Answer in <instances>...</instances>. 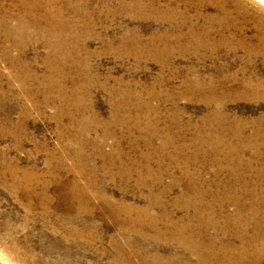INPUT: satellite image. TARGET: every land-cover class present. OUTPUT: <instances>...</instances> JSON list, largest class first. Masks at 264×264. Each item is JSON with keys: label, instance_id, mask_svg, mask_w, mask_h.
<instances>
[{"label": "rangeland", "instance_id": "obj_1", "mask_svg": "<svg viewBox=\"0 0 264 264\" xmlns=\"http://www.w3.org/2000/svg\"><path fill=\"white\" fill-rule=\"evenodd\" d=\"M138 1L72 0L65 18L78 37L65 45L68 56L54 59L44 24L17 39L24 9L0 0V264H195L174 234H194L177 231L197 224L194 209L178 200L213 204L219 225L238 210L235 196L246 214L250 190L264 188L254 176L236 180L229 158L211 150L215 139H264V2L241 0L249 19L234 13L235 25L219 29L209 19L215 5ZM185 163L201 193L176 183ZM9 167L33 170L39 182L15 188ZM124 204L143 218L124 216ZM225 238L240 245L232 233Z\"/></svg>", "mask_w": 264, "mask_h": 264}, {"label": "bare ground", "instance_id": "obj_2", "mask_svg": "<svg viewBox=\"0 0 264 264\" xmlns=\"http://www.w3.org/2000/svg\"><path fill=\"white\" fill-rule=\"evenodd\" d=\"M20 7L24 9L22 11L23 13H20V15L17 18L16 27L14 31H12L17 39L19 37H25L27 38L30 33L33 32V26H36V23H43L44 28H42V35L46 37V43L48 42L49 51L48 53L49 57L55 56L56 58L66 57L68 56V52L70 53L72 50L70 46L67 48L65 47L66 44H73L77 40L78 31L76 26V23L73 22V20H68L65 17V11H69L70 8L76 6L75 3L72 2V0H18ZM141 1V0H140ZM154 1V0H153ZM152 1V2H153ZM157 1V0H156ZM227 1V2H226ZM264 2V0H261ZM139 1L137 0V3ZM148 2V1H147ZM151 2V3H152ZM207 3L215 5L217 8V13L215 15L209 16L210 22L213 24L215 23L218 25L219 29H230L232 25L235 22L233 21L234 13H236L238 16H244V21H247V18L249 19V14L246 10V7L244 3L241 0H200L199 4L201 3ZM233 2L235 4L233 10H229L224 4ZM133 3V2H132ZM142 3V2H141ZM145 3V2H144ZM143 3V4H144ZM204 3V4H205ZM232 3V4H233ZM133 5V4H132ZM131 5V6H132ZM138 4L135 6L137 7ZM148 5V4H147ZM144 6V5H142ZM19 7V6H18ZM134 7V6H132ZM150 7V6H149ZM153 7V5L151 6ZM230 7V6H229ZM232 8V7H231ZM138 9V8H137ZM147 9V8H146ZM148 10V9H147ZM142 11V10H140ZM152 11V10H151ZM37 12L40 15H36ZM41 12V13H40ZM215 13V12H214ZM235 14V15H236ZM6 17V16H5ZM25 17H29L31 19H27ZM251 17V16H250ZM1 18V17H0ZM198 18V17H197ZM5 20V19H4ZM32 20V22L30 21ZM5 23V22H4ZM91 25L90 22H87ZM214 24V25H215ZM238 24V23H237ZM235 25V24H234ZM213 26V25H212ZM237 26V25H236ZM38 27V25H37ZM42 27V26H41ZM215 27V26H214ZM238 27V26H237ZM32 28V31L28 33V30ZM81 28V27H80ZM87 29H90L87 25ZM217 29V28H216ZM36 30V28H35ZM242 30V29H241ZM38 31V30H37ZM213 31V30H212ZM221 31V30H220ZM239 31V30H238ZM219 32V31H217ZM242 32V31H241ZM41 33V32H40ZM82 33V32H81ZM80 33V34H81ZM86 33V32H85ZM244 33V32H243ZM23 35V36H22ZM34 35V34H33ZM89 35V34H88ZM238 35V34H237ZM43 36V37H44ZM217 36V35H216ZM256 36V35H255ZM221 37V35H220ZM228 37V36H227ZM237 37V36H235ZM239 37V36H238ZM244 37V36H243ZM30 38V37H29ZM256 38V37H255ZM22 39V38H21ZM222 39H224L222 37ZM251 39V38H250ZM249 39V40H250ZM260 39V40H259ZM259 40V46L262 48L260 44L263 43L262 39L264 40V37H260ZM42 40V39H41ZM79 40H81L79 38ZM242 40V38H241ZM256 40V39H255ZM28 41V40H27ZM223 41V40H222ZM226 41V40H225ZM228 43H235L240 42V40H234V38L227 39ZM254 41V40H253ZM257 41V40H256ZM24 42V41H23ZM26 42V39H25ZM219 42V40H218ZM20 43V42H19ZM27 43V42H26ZM79 43V42H78ZM220 43V42H219ZM227 43V42H226ZM244 43V42H243ZM248 43V42H247ZM258 43V41H257ZM85 44V43H84ZM140 44V43H139ZM164 44V43H163ZM239 44V43H238ZM252 44V43H251ZM255 44V43H254ZM22 45V44H21ZM74 45V44H73ZM82 46V44H80ZM228 45V44H227ZM230 45V44H229ZM243 45V44H241ZM250 45V44H249ZM25 46V45H23ZM236 46V45H235ZM83 47V46H82ZM234 47V46H233ZM244 47V46H243ZM246 47V46H245ZM246 49V48H245ZM248 49V48H247ZM250 49V48H249ZM76 50V49H75ZM84 50V49H83ZM78 51V49H77ZM260 51V50H258ZM84 52V51H83ZM246 52V51H245ZM262 52V51H261ZM74 53V52H72ZM255 53V52H254ZM264 53V50H263ZM83 54V53H82ZM79 55V54H78ZM77 56V55H76ZM257 56V55H256ZM72 59V58H71ZM70 59V60H71ZM78 59V58H77ZM81 59V58H80ZM65 60V59H64ZM74 60V59H73ZM61 61V60H60ZM66 61V60H65ZM79 61V59L77 60ZM56 62V61H55ZM58 62V61H57ZM64 62V61H63ZM60 63V62H59ZM56 64V63H55ZM50 65V64H49ZM55 68V67H54ZM53 70V68H52ZM60 70V69H59ZM64 72V71H63ZM47 73V72H46ZM26 75V74H25ZM49 75V74H48ZM50 78V77H49ZM31 79V78H30ZM42 79V78H41ZM60 79V78H59ZM47 80H49L47 78ZM63 80V79H61ZM61 80L59 81L61 84ZM55 82V81H54ZM50 83V82H49ZM46 85V84H45ZM55 86V85H54ZM59 86V85H58ZM62 86V85H60ZM213 87V86H212ZM263 87V86H262ZM56 89V88H55ZM43 90V89H42ZM46 90V89H45ZM60 99H62L61 95H58ZM123 96V95H122ZM65 97V96H64ZM136 97V96H135ZM221 106V105H220ZM143 109V108H142ZM145 110V109H144ZM139 111V110H138ZM120 112V111H119ZM146 115V114H145ZM129 117V116H128ZM139 120V119H138ZM156 122V121H155ZM148 124V123H147ZM154 125V124H153ZM214 126V125H213ZM143 127V126H142ZM202 129V128H201ZM162 132V131H161ZM238 132V131H237ZM259 132V131H258ZM257 133V132H256ZM264 134V133H261ZM263 136V135H262ZM208 137V136H207ZM253 137V136H251ZM201 138V137H200ZM218 138V137H217ZM200 140V139H199ZM204 140V139H203ZM205 140L208 141L206 138ZM168 141V140H167ZM166 141V142H167ZM194 141V140H193ZM196 141V140H195ZM198 142V141H197ZM180 144V143H179ZM214 146L212 147V152L216 154H222L224 157H228L227 163L229 168V174L233 176L236 180H242L245 179V177L254 176L255 181L264 182V139H232V142L226 143L225 139H215L213 141ZM212 144V145H213ZM182 145V144H181ZM165 146V145H164ZM190 146V145H189ZM158 148V147H157ZM184 149V148H183ZM209 149V148H208ZM174 151V150H173ZM181 151V149H180ZM248 152L249 157L246 158L245 154ZM177 153V152H176ZM206 153V152H205ZM170 154V153H169ZM172 154V153H171ZM174 154V153H173ZM196 155V154H195ZM188 156V155H187ZM191 156V155H190ZM174 158V157H173ZM172 158V159H173ZM186 158V157H185ZM191 160V159H190ZM183 161V160H182ZM185 162V161H184ZM190 162V161H189ZM188 164L185 163L182 166H179L181 177L176 181V183H179L180 181H186L187 182V188L191 190V193H201L202 187H199L197 183L195 182V178L193 175H190ZM6 166V165H5ZM4 166V167H5ZM188 166V167H187ZM3 167V168H4ZM32 168V167H31ZM93 168V167H92ZM177 168V167H176ZM221 168V167H220ZM22 169V167H21ZM30 169V167H29ZM28 169V170H29ZM12 180V184L17 187H22L30 184V181L34 180V183L39 182L40 175L36 172L32 171H26V170H19V168L16 167H9L6 169ZM36 170V169H34ZM126 170V169H125ZM222 170V169H221ZM227 170V169H226ZM228 171V170H227ZM3 172V171H2ZM5 172V171H4ZM38 172V171H37ZM91 172V171H90ZM39 173V172H38ZM129 173V172H128ZM4 174V173H3ZM49 174L52 176V174L49 172ZM153 175V182H158L159 173L150 174ZM163 175V174H162ZM141 178V177H140ZM253 178V177H252ZM142 179V178H141ZM161 179V178H160ZM188 179V180H187ZM35 180H37L35 182ZM137 180V179H136ZM247 180V179H246ZM245 180V181H246ZM139 181V179L137 180ZM141 181V180H140ZM142 182V181H141ZM140 182V183H141ZM148 182V181H147ZM146 182V183H147ZM175 182V181H174ZM228 182H230L228 180ZM247 182V181H246ZM251 182V180H250ZM139 183V184H140ZM144 183V182H143ZM238 183V182H237ZM240 183V182H239ZM11 184V185H12ZM49 182L47 184H43L40 188L46 189ZM138 184V183H137ZM149 184V183H148ZM186 184V183H185ZM228 184V183H227ZM243 184V183H242ZM247 184V183H246ZM250 184V183H249ZM264 184V183H263ZM78 185V184H77ZM77 185L74 183L72 185V188H77ZM86 185V184H85ZM143 185V184H142ZM197 185V186H196ZM201 185V184H200ZM222 185V184H221ZM260 185V183H259ZM258 184H255V186L250 190L249 195L252 197V200L255 204V201L261 205L254 206L253 202L252 205H249L247 207V213L243 214L240 210L243 208L242 205H240L238 197H234V201H236V204H238V210H236V213L231 215H226L223 222L221 224H217L215 222V217L212 209V205H201L200 202L197 200L192 199V197L189 198H181L178 201L182 202L184 208L185 206L192 207L194 209V212L192 213V218L194 219L196 225H187L188 222L184 226H180V230L182 231L186 228V230L190 231L193 229L194 234L190 235L188 231L189 237L185 238L181 235V237L178 236L179 233H174L177 238L176 242L182 246L184 249H188L187 252L190 254L191 257L195 258V264H264V188H260ZM71 186V185H70ZM84 186V185H83ZM147 186V185H146ZM217 186V185H216ZM220 186V185H219ZM250 186V185H249ZM264 186V185H263ZM218 187V186H217ZM82 188V187H79ZM88 188V187H87ZM224 188V187H223ZM248 188V187H247ZM24 189H28L24 188ZM38 189V188H37ZM70 190V189H69ZM72 190V189H71ZM79 190V189H78ZM81 190V189H80ZM85 190V189H84ZM83 190V191H84ZM240 190V189H239ZM244 190V188H243ZM242 190V191H243ZM247 190V189H246ZM25 191V190H24ZM36 191V190H35ZM41 191V190H40ZM77 191V190H76ZM90 191V190H89ZM221 191V190H220ZM245 191V190H244ZM248 191V190H247ZM71 192V191H70ZM74 192V191H73ZM72 192V193H73ZM188 192V191H187ZM42 194V192H41ZM46 194V193H45ZM85 194V192H84ZM228 194V193H227ZM245 194V193H244ZM248 194V193H247ZM44 195V193L42 194ZM47 195V194H46ZM91 195V193H89ZM202 195V194H201ZM218 195V194H217ZM234 195V194H233ZM39 196V194H38ZM69 196V195H68ZM81 196V195H80ZM84 196V195H82ZM100 196V195H99ZM152 196V195H151ZM229 196V195H228ZM40 197V196H39ZM230 197V196H229ZM243 197V196H242ZM250 197V198H251ZM45 198V197H44ZM74 198V197H73ZM76 198V197H75ZM83 198V197H82ZM109 198V197H108ZM153 198V197H152ZM156 198V197H154ZM194 198V197H193ZM226 198V197H225ZM232 198V197H231ZM39 199V198H38ZM230 199V198H229ZM233 199V198H232ZM240 199V198H239ZM244 199V198H243ZM46 200V199H45ZM79 200V199H78ZM82 200V199H81ZM201 200V198H200ZM241 200V199H240ZM247 200V199H246ZM39 201V200H38ZM43 201V199H42ZM87 201V200H86ZM110 201V200H109ZM151 201H153L151 199ZM158 201V200H157ZM243 201V200H242ZM249 201V200H247ZM46 202V201H45ZM51 202V201H50ZM81 202V201H80ZM88 202V201H87ZM73 203V202H72ZM157 203V202H156ZM177 203V202H176ZM235 203V202H234ZM242 203V202H241ZM107 204V203H106ZM113 204V203H112ZM155 204V203H154ZM179 204V203H178ZM250 204V203H249ZM50 205V204H49ZM110 205V204H109ZM114 205V204H113ZM181 205V204H180ZM220 205V204H219ZM246 205V204H245ZM86 206V205H85ZM179 206V205H178ZM217 206V205H216ZM223 206V205H222ZM76 207V206H75ZM113 207V206H112ZM119 207V206H117ZM82 208V206L80 207ZM79 207L77 208L81 210ZM85 208V207H84ZM122 209V214L124 216H127L130 214V211L133 212V220H140L143 218V213L139 208L130 207L128 205H120ZM237 208V207H236ZM114 209V208H113ZM112 209V210H113ZM85 210V209H84ZM111 210V209H110ZM204 210V211H203ZM75 211V209H74ZM114 211H116L114 209ZM260 211V214H259ZM76 212V211H75ZM82 212V211H81ZM118 211L115 213H111L115 217H117ZM218 212V211H217ZM223 212V211H220ZM145 213V212H144ZM110 214V213H109ZM121 214V217H122ZM149 213H145L147 215ZM216 215V214H215ZM218 215V214H217ZM225 215V214H224ZM224 215H222L224 217ZM129 216V215H128ZM151 216V215H150ZM221 216V215H220ZM262 217V218H261ZM148 218V217H147ZM124 219V218H123ZM122 219V220H123ZM130 219V218H129ZM182 219V218H181ZM144 220V219H143ZM149 220V219H147ZM156 220V218H155ZM160 220V218H159ZM164 220V219H163ZM167 221V219H165ZM214 220V221H213ZM132 221V220H131ZM150 221V220H149ZM148 221V222H149ZM134 222V221H133ZM152 222V221H151ZM170 222V221H169ZM130 223V222H129ZM144 223V222H143ZM153 223V222H152ZM167 223V222H166ZM191 223V222H190ZM125 224V223H124ZM142 224V223H141ZM147 224V223H146ZM156 224V223H153ZM165 224V223H164ZM173 224V223H172ZM175 224V223H174ZM127 225V224H126ZM140 225V224H139ZM143 225V224H142ZM253 225L254 229L251 232H248L247 229L251 228ZM251 226V227H250ZM143 227V226H141ZM153 227V226H152ZM171 227V226H170ZM174 228V226H173ZM172 228V229H173ZM228 228V229H226ZM143 229V228H142ZM162 229V228H161ZM176 229V228H175ZM210 229H213L215 232H222L223 238H217L216 236L212 235L210 233ZM135 230V229H134ZM138 229H136L137 231ZM155 230V229H153ZM164 230V229H163ZM185 230V231H186ZM227 230V231H226ZM156 231V230H155ZM168 231V230H166ZM174 231V230H173ZM139 232V231H138ZM141 232V230H140ZM151 232V231H150ZM159 232V229H158ZM161 232V231H160ZM156 233V232H155ZM230 233L233 234V236L240 241V245L234 246L230 243V241L226 240L225 236L227 234L230 235ZM169 234V233H168ZM167 234V235H168ZM172 234V232H171ZM182 234V233H181ZM157 235V234H156ZM170 235V234H169ZM187 235V234H186ZM219 235V234H218ZM147 236V235H146ZM165 236V235H164ZM178 236V237H177ZM185 236V235H184ZM163 237V236H162ZM167 237V236H166ZM147 238V237H146ZM161 238V237H160ZM169 238V237H168ZM167 238V239H168ZM173 240V238H172ZM171 240V241H172ZM175 240V239H174ZM175 242V243H176ZM125 253V252H124ZM123 253V254H124ZM131 253V252H130ZM129 252L125 254V259H131ZM135 254H133L134 256ZM132 256V257H133ZM152 256V255H151ZM144 257V256H143ZM146 257V256H145ZM168 257V256H167ZM134 258V257H133ZM132 258V259H133ZM148 257H146L147 260ZM155 258V257H154ZM154 258H150L151 260ZM189 258V257H188ZM142 259V258H141ZM160 259V258H159ZM124 260V259H123ZM156 261V258L154 259ZM158 260V259H157ZM168 260V259H167ZM180 260V259H179ZM184 260V259H183ZM133 261V260H132ZM144 261V260H143ZM153 261V260H152ZM159 261V260H158ZM163 261V260H162ZM171 261V260H170ZM185 261V260H184ZM130 262V261H129ZM146 262V261H145ZM144 262V263H145ZM148 262V261H147ZM151 262V261H150ZM166 262V261H164ZM179 262V261H178ZM181 262V261H180ZM126 263V262H125ZM134 263V262H133ZM143 263V262H141ZM152 263V262H151ZM157 263V262H156ZM154 263V264H156ZM159 263V262H158ZM127 264V263H126ZM129 264V263H128ZM147 264V263H146ZM149 264V263H148ZM160 264V263H159ZM163 264V263H162ZM166 264V263H165ZM180 264V263H179ZM185 264V263H184ZM187 264V263H186Z\"/></svg>", "mask_w": 264, "mask_h": 264}]
</instances>
